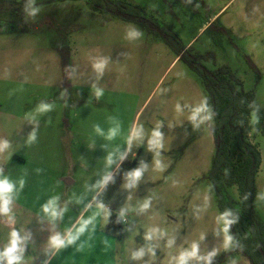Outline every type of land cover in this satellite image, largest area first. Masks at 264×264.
Returning a JSON list of instances; mask_svg holds the SVG:
<instances>
[{
    "label": "rangeland",
    "instance_id": "obj_1",
    "mask_svg": "<svg viewBox=\"0 0 264 264\" xmlns=\"http://www.w3.org/2000/svg\"><path fill=\"white\" fill-rule=\"evenodd\" d=\"M22 1L0 3V144H7L0 162L10 154L29 155L36 135L37 147L43 148L47 132H41L45 127L41 122L64 115L72 117L78 143L119 141L120 151L127 149L124 160L134 162L114 195L86 211L104 217L103 231L111 216L121 220L122 235L112 241L110 255L96 257L97 249L90 243L91 250L83 246L86 261L76 253L68 261L176 264L181 252L197 244L200 258H190L187 264H250L242 254L231 253V244L225 247L223 220L209 179L215 155L214 119L198 73L161 37L91 9L86 0ZM126 1L144 8L158 24L169 26L190 54L212 55L203 61L208 69L227 66L243 90L255 93L264 111V0ZM33 10H37L34 15ZM102 62L103 69L97 70L94 65ZM205 100L209 112L201 116L210 114L211 119H189ZM42 106L46 110L40 111ZM250 121L254 127L260 125L257 116L253 123V114ZM157 130L161 146L154 147L150 141ZM54 133L50 130L49 137ZM250 139L261 155L255 202L264 220V136L256 133ZM38 165L33 159L28 166H17L21 168L14 174L20 207L0 216L7 227L11 216L18 232L24 231L25 223L40 226L25 221V215L27 208H37L28 199L35 198L43 184L51 189L49 197L56 196V182L50 179L39 185L42 190L25 187ZM137 170L138 178L133 176ZM226 184L238 200V188L229 181ZM46 238L42 237V243L49 249ZM40 242V237H34L33 261ZM66 249L70 245L58 253L57 249L52 264L61 262ZM141 250L144 255L134 258ZM213 251L216 255L205 259Z\"/></svg>",
    "mask_w": 264,
    "mask_h": 264
},
{
    "label": "trees",
    "instance_id": "obj_2",
    "mask_svg": "<svg viewBox=\"0 0 264 264\" xmlns=\"http://www.w3.org/2000/svg\"><path fill=\"white\" fill-rule=\"evenodd\" d=\"M0 3L20 4L22 0H0ZM91 9L121 20L138 24L149 32L161 37L177 50L180 59L202 78L208 95V105L214 119L212 133L215 140V155L209 173L221 216L234 221L229 225V235L233 237L231 253H240L250 264H264V220L256 208V175L261 164V155L250 136H264V111L253 91L242 89V83L227 66L215 70L208 69L203 61L212 55L190 54L182 46L178 35L169 26L157 23L144 8L126 0H86ZM214 24V23H213ZM255 115L260 125L254 127L250 117ZM134 167V162L124 160L108 179L96 197L106 203L121 186ZM233 183L239 191L235 200L227 190ZM105 232L114 237L122 234L121 220L111 216ZM227 254V253H226ZM225 254V255H226ZM225 257V256H224Z\"/></svg>",
    "mask_w": 264,
    "mask_h": 264
},
{
    "label": "crops",
    "instance_id": "obj_3",
    "mask_svg": "<svg viewBox=\"0 0 264 264\" xmlns=\"http://www.w3.org/2000/svg\"><path fill=\"white\" fill-rule=\"evenodd\" d=\"M223 10V9H221ZM215 17V16H214ZM208 21L207 26L213 19ZM50 123V124H49ZM45 126L41 132L46 131V142L43 148H38L37 135L34 137L31 144V151L29 155L26 154H10L5 162H0V175L5 174L11 182L15 185L13 193V201L10 205V213L15 208H19L18 205V187L15 182L17 173V166H28L34 159L39 162L40 165L34 167L32 170L31 180L27 181L25 187L40 188L42 190L37 193L35 198L29 200L37 207L35 210L28 209L29 212H25V221H34L40 226L36 228L30 225L24 224V231L20 232V236L24 239L25 253L21 264H52L57 256V253L62 249H53L49 244L51 236L60 234L62 237H67L69 232L73 233L75 229L79 228L81 223L85 220L90 221L85 231L79 235L76 241L79 240V244L73 243L70 245V249H66V256L59 258L61 262L56 264H73L68 261L69 255H81V261H86V249L83 246H87V249L91 250V244L95 245L93 248L97 252L96 257H102L103 254L110 255L111 243L114 236L109 235L103 231L104 217L100 214H87L88 211L97 207L96 200L97 195L102 190L108 179L111 177L117 167L124 161L127 149L120 151L121 145L119 141L114 144L112 139H104L96 142H77L76 138L79 137L75 131L71 129L73 125L72 117L64 115L60 118H54L50 122L45 120L41 122ZM51 126L52 128H50ZM55 130L56 133L49 137V131ZM64 130L66 133H64ZM96 141V140H94ZM92 146L94 148L92 149ZM116 148L115 152L114 149ZM100 153V157L98 153ZM99 159V165L97 160ZM50 163L46 165V163ZM83 170H88L84 171ZM80 174V176H79ZM50 179L52 182H56L54 193L55 197H49L51 189L47 188V183L41 187L39 185L42 182H46ZM30 182V183H29ZM80 189V192L78 190ZM49 192V193H48ZM53 205L50 207L49 212H45V206ZM55 209L58 215L53 218L51 215V208ZM1 216V215H0ZM4 216V215H3ZM5 217V216H4ZM10 217L7 223H11L9 227L0 220V251H3L10 245L11 233L15 229V220ZM27 218V219H26ZM3 227V228H2ZM14 227V228H12ZM17 229L16 231H18ZM122 235V234H121ZM34 237H40L42 243V237H47V245L49 249H45V243L40 244L37 248L36 260H32V248ZM75 241V242H76ZM87 243H89L87 245ZM91 243V244H90ZM108 246V249H107ZM67 248V247H66ZM57 253L55 254V252ZM108 251V252H107ZM93 254V253H92ZM66 259L68 263L66 262Z\"/></svg>",
    "mask_w": 264,
    "mask_h": 264
},
{
    "label": "clouds",
    "instance_id": "obj_4",
    "mask_svg": "<svg viewBox=\"0 0 264 264\" xmlns=\"http://www.w3.org/2000/svg\"><path fill=\"white\" fill-rule=\"evenodd\" d=\"M37 10H33L32 15L35 14ZM130 35H139V33H130ZM94 67L97 70H102L104 67V63H98L95 64ZM47 106H42L40 111L46 110ZM209 112V109L207 107L206 100L198 107L195 108V110L192 112L189 119L195 121L197 117H200L201 122L204 120L211 119V115H203L201 116V113H207ZM256 122V116L255 113H253V123ZM115 134V130L111 133V135ZM161 137V133L157 130L153 132V139H151L150 144L154 147L161 146L159 144V140ZM34 138V137H33ZM7 147V144H0V152L3 151L4 148ZM141 175V172L139 170L135 171L133 173L134 177H139ZM24 185V181H20V187L22 188ZM15 190V185L13 182H11L7 177H4L3 175H0V215H7L10 213V205L13 201V193ZM148 205L145 204L144 207L146 208ZM51 205L45 206L44 211L49 212ZM51 215L53 218H55L58 213L55 211L54 207L51 208ZM230 215V213H224V215L221 217L223 220V232L225 233V247L227 248L233 241V237L228 234L229 232V225L234 223L232 220H228L226 217ZM90 221H83L80 225V227L77 229L75 234L69 232L67 237H62L60 234H56L50 237L49 244L51 248L53 249H61L64 248L66 245L73 244L80 234H82L85 231V228L87 224ZM152 236L149 235L148 239H151ZM171 243V242H170ZM151 251V249H149ZM25 253V247H24V239L20 236L19 232L16 230H13L11 233V240L10 245L7 246L3 251H0V264H21V261L23 260V255ZM198 253V245L193 244L191 247V250L181 252L178 258H176V264H187L188 260L190 258H197L200 257L197 256ZM144 255V251L141 250L139 252L134 253V258H139ZM216 255L215 251L212 253H209V256L205 259H210L212 256Z\"/></svg>",
    "mask_w": 264,
    "mask_h": 264
}]
</instances>
